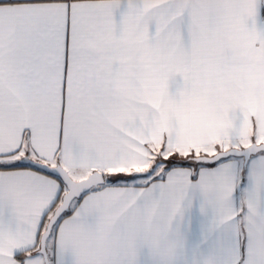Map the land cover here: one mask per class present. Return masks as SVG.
Wrapping results in <instances>:
<instances>
[{
    "label": "snow or ice",
    "instance_id": "6c2138e0",
    "mask_svg": "<svg viewBox=\"0 0 264 264\" xmlns=\"http://www.w3.org/2000/svg\"><path fill=\"white\" fill-rule=\"evenodd\" d=\"M0 264H264V0H0Z\"/></svg>",
    "mask_w": 264,
    "mask_h": 264
}]
</instances>
